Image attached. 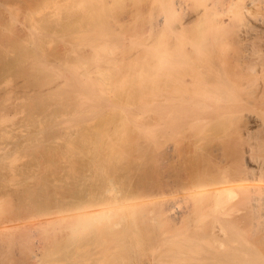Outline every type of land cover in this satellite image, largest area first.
Masks as SVG:
<instances>
[{
    "label": "bare ground",
    "instance_id": "obj_1",
    "mask_svg": "<svg viewBox=\"0 0 264 264\" xmlns=\"http://www.w3.org/2000/svg\"><path fill=\"white\" fill-rule=\"evenodd\" d=\"M159 2L169 15L140 23L157 47L139 40L137 70L124 72L104 41L82 58L65 50L53 66L36 56V73L51 72L37 88L59 97L67 79L75 118L29 148L0 146V264L26 261L9 250L16 237L21 246L37 237L47 256L27 247L49 264H264V137L252 129L264 127V0ZM131 91L150 98L136 101L143 110L125 107L136 103ZM113 92L132 100L112 102ZM17 149L31 150L32 163L17 166Z\"/></svg>",
    "mask_w": 264,
    "mask_h": 264
},
{
    "label": "rangeland",
    "instance_id": "obj_2",
    "mask_svg": "<svg viewBox=\"0 0 264 264\" xmlns=\"http://www.w3.org/2000/svg\"><path fill=\"white\" fill-rule=\"evenodd\" d=\"M163 1L166 2V0H163ZM160 4H161V6H160ZM162 4H163V2L160 3L159 0H97V1L95 0L94 2H92L90 4H88L87 0H0V43L2 41V43L0 44V101L2 103L7 104L6 105L7 107H5V109H0L1 112H3V113L0 112V118H2V120H4L3 124L0 123V131H1L0 135L2 136V137H0V139L2 138L0 140V143L3 141L2 144H0V146L4 145L5 142H7L6 143L7 145L10 144L11 146H14L15 144L19 145V143H20V145H23L27 141L24 145L27 144L26 146L28 147V144H30L29 142H32L31 139H33V136L36 137L35 136L36 133L38 134L39 132L40 133L44 132V134H45V131H46L47 134H50L53 132L52 130H55L56 132L57 131L62 132L63 130H66L68 128L70 129V127H68V126L72 127V125H73V123H71V122H73L72 120L75 118V117L73 118V116L75 114L71 111L73 109L70 110L69 104L67 103V100H68L67 97L68 96H66L64 98V96H65L64 94H67L65 91L70 92V90H72L73 88L71 87V85L68 86L69 81H67V79L62 77V78H59V80H58L62 84L59 85L60 87L58 86L55 89V90L58 89L56 92L60 91L61 94L59 95V97L54 96L55 98L54 97L51 98L49 96L53 95V93L48 94L46 91H42V90H40L41 91L40 92L39 89L37 88V85L35 84L36 81H38V79L39 80L48 79L47 76H49L51 72L49 74H47V76H46V74H41L39 72L36 73V70L34 69V67H35L34 63H35V60L37 59L36 56H41L40 58H43V59L45 58L44 60H45V62H47L46 64L53 66L54 65L53 63H55V61H56L55 58L58 61L59 56L62 53H64L65 50H67L66 52H68V53H66L67 54L66 56H68V54H72V51H74L75 53L73 52V55H69V56H71V57L74 55L77 56V54L79 56L80 53L84 52L83 56L80 54V57L81 56L84 57V56H86L88 51H90V48H92L91 46H93V47H97L98 45L104 46L105 45V44L103 45V41H104V43H106V42L108 43L107 44L108 46L107 45H105V46L107 48L109 47V49H107L106 47H104V48H106L110 52L111 51L113 52V54L111 53L113 55V58H114V56L116 57L117 60H118V58H122V59L118 60V64L120 67H123L122 69L124 70V72H126L125 69H127L132 64H134V65L137 64L136 69H135V70H137V68L138 69L140 68L139 67V65H140L139 61L143 57V55H142L143 53L141 51L142 47L140 45L139 40H141V41L143 40L144 42L147 41V45L149 46V48L154 49L155 47H157V45H156L157 41H154L153 38H148L147 33L145 32V31H147L146 27H148L146 25L149 24L148 22L146 23V21L154 15L155 16H157V15L163 16L164 15L163 12H165V13L167 12L164 10L165 7L164 8L162 7ZM164 6H165V4H164ZM188 6H189V4H188ZM184 8L178 9L177 12L173 14V16L176 18L179 14L180 15L183 14V10L184 11H185V9L187 11L189 10L187 8H185V9ZM159 9L163 10V12L161 11L163 14L158 13V12H160ZM154 11H155V14H154ZM150 13L152 14L151 16H150ZM165 15H169V13L168 14L166 13ZM165 15L163 17H166ZM147 16L149 18H147ZM179 17H177V18H179ZM102 19L104 20L103 22H102ZM105 21H106V23H105ZM141 22H142V24L146 23L145 29H140V23ZM136 24H138V25H136ZM35 26L40 27L39 29H38V27H36L39 32L37 31V29H35ZM97 26H98V28H97ZM103 26H104V28L102 29L101 27H103ZM165 27H167V26H165ZM167 28H165L166 31L169 29V28L168 29ZM105 30H106V32L108 31L107 33L109 35L105 32ZM36 31H37V34H36ZM98 32H100L101 34ZM104 32L107 36L104 34ZM111 32H112V34H111ZM163 33H165V32H163ZM38 34L40 37L38 36ZM2 37L5 39L4 43H3V40H1ZM119 40L121 43L119 42ZM79 45L81 46V48L78 47ZM71 46L74 50H72ZM75 48L79 53L77 51H75ZM81 49H84L85 51L82 50L83 51L82 52ZM86 51H87V53H86ZM44 53H45V56H44ZM28 54L29 55L33 54V57L35 54L36 55L34 58H32V56L30 58H28L29 57ZM111 54H109V55H111ZM25 55H27V57ZM64 55H65V53H64ZM116 55L120 56V57H117ZM58 68L59 67L54 66V69H58ZM36 74H37V76H35ZM63 89H64V91H63ZM76 89H77L76 91L78 93H80V95H81V97H83V99H85L89 102H92V103H96L95 100H97V99H94V98H96V96H94L90 93L88 94L87 91L84 92V89L81 90L80 87H76ZM135 89L137 90V88H135ZM136 90L134 92L138 93L139 90L138 91H136ZM146 90H143V91L145 92ZM132 92L133 91H131L130 94ZM144 92H143V95L146 93V92L145 93ZM113 94H115V96L112 97V102L115 101V99H117V97L120 99H124V98L128 99L129 98V100H132V96H129L130 94H126V92L124 93L125 95L122 94V96H120V97L118 96V94H119L118 92H116V93L113 92ZM133 94L134 93H132V95ZM139 94H140V92L138 93V95L135 94V96L137 98H139V100H140L141 97H139L140 96ZM147 94H148V91H147L146 95ZM126 95H128V96L126 97ZM143 95H141V96L144 97L145 99L147 97L146 101H148L150 99V98H148V96H146V95L143 96ZM39 96L45 98L44 100H46V102H45L44 106L46 108L45 107L41 108V106L38 105L37 98ZM135 96H134V99L132 100L134 103L137 101V98H135ZM40 97H39V99H40ZM60 97H61V99H60ZM62 98H63V100H62ZM145 99H144V102H143V100H141L142 102H140V101L139 102L137 101V102L141 103V105L145 104V102H146ZM65 102L67 103V105L65 104ZM97 102H98V100H97ZM99 102H100V100H99ZM137 102L134 105H133V103H131L132 105L129 103L130 106L126 105L125 107L127 108V110H128V108H130L131 110L132 109L135 110V111L132 110L133 112H138L139 108L137 110L136 105L140 106V104H138ZM2 103H0V104H2ZM37 105L40 107H38ZM1 106L2 105H0V107ZM30 106H34V107H30ZM62 108H63V111L61 110ZM141 109H142V107H141ZM69 110L71 112H69ZM127 110H125L124 112H126ZM144 111H145V107H144ZM5 115L8 118H5L4 117ZM3 117H4V119H3ZM44 117L46 120H44ZM32 119H33V121H32ZM42 123L44 124V126H42L43 125ZM15 125H17V126H15ZM29 125L31 127H29ZM4 126L5 127L7 126L9 129L5 128ZM14 126H15V128H14ZM40 126H42L43 128L45 127L44 131H43V128ZM56 126H57V128H56ZM50 128H52L51 131H50ZM252 129L254 130V134L257 135L258 138L264 137V127L253 125ZM7 131H8V133H7ZM2 133L4 136L2 135ZM4 133H7V134H4ZM7 135L8 136L10 135L11 137L9 136L10 138H8ZM45 138H44V140H45ZM52 138H50V139L46 138L45 143L47 140H48L47 144L51 143V142H53L54 144H55V142L56 143L59 142V139H58L59 137L56 140L52 139ZM54 138H56V137H54ZM13 139H14V141H13ZM51 139H52V141H51ZM62 140L63 139L61 138L60 139L61 143L63 142ZM60 142H59V144H61ZM12 143H13V145H12ZM6 144L4 146H7ZM47 144H46V146H49ZM30 145H29V147H30ZM50 145H52V143ZM16 151H18V152H16V155L18 153L22 152L21 154L18 155V156H20L19 157L20 159L15 154H12L13 156H11V159H13L14 162L16 160H18V161H16L17 166L18 165L24 166L23 163L26 165L32 163V160H33L32 156L28 158V156L32 155L31 153L28 154V152H31V150H28V152H27V151H24V149H23L22 151L20 150L21 151L20 152L17 149ZM25 154H27L28 156ZM14 156H16L18 159L15 160ZM12 157H14V158H12ZM9 161H11V160H9ZM22 161H23V163H22ZM26 161H28V162H26ZM12 164L14 165L16 163H12ZM0 215H1L0 219L4 218V216H5L2 213V211L0 212ZM14 238L12 240H14ZM16 238L18 239V237H16ZM17 239L14 240V241H19V242H17V244L15 242V244L17 245L16 248H13L12 246H9V245L7 246V249L12 247L9 250L10 251L12 250L14 253L16 252V249L18 248V246L23 250V248L25 246L27 247L30 245L29 247H31V248L33 247V251H37L36 253H38V254L41 252L40 249H42V251L44 248H45V250L49 249V248L45 247L44 243H42V245H41V242H39V240H36V239H38L37 237L35 239H34V237L32 238V240L36 241V243H34L35 245L33 244L34 246H32L33 242L31 243V241H28L27 244H25V246H23L24 243H26V242H24L22 245L23 247H22L21 245H18L19 243H21L20 239L19 240H17ZM13 242H11V243L14 246ZM12 244H10V245H12ZM43 245H44V247H43ZM27 248H26V251H24L25 249L23 251H21V249H20V252H19V250H17L18 254L12 253L13 254L12 257H14L16 260L18 258L19 261H20L19 258L26 259V261L24 259H22V260H24L23 264H29V263L30 264H40V262H41V264L46 263L44 261V257L46 259L48 250L46 251V253L41 252V254L43 253V255H46V256H43V259L41 258V256L38 255V258L40 257V259H41V260H39L37 258V254L32 253L33 251L31 248H28V250L30 249L33 257H31V256L27 257V255L28 256L31 255L30 251H28ZM36 248L38 250H40V252H38V250H36ZM19 253H20V255H19ZM18 255H19V257H18ZM34 255H36V256H34ZM25 256H26V258H25ZM74 256L77 257V255H74ZM74 256H73V259H74ZM35 257H36V260L38 259V261L33 259ZM31 258H32L33 263L31 261ZM53 259H57V258H53ZM69 259H71V260L69 261L67 259L68 260L67 262H69V264H70V262H72V258H69ZM16 260H14V261H16ZM18 260L16 262H18ZM28 260H30V261H28ZM77 260H79V259H76L73 262H76ZM34 262H36V263H34ZM60 262L63 264V261H60ZM46 264H49V262ZM50 264H52V263H50ZM64 264H65V262H64Z\"/></svg>",
    "mask_w": 264,
    "mask_h": 264
}]
</instances>
